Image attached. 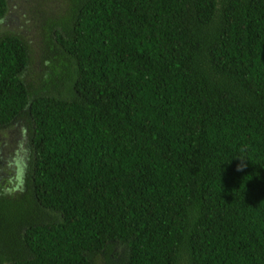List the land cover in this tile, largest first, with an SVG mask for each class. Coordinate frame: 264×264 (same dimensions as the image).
Listing matches in <instances>:
<instances>
[{"label": "trees", "instance_id": "1", "mask_svg": "<svg viewBox=\"0 0 264 264\" xmlns=\"http://www.w3.org/2000/svg\"><path fill=\"white\" fill-rule=\"evenodd\" d=\"M33 8L34 82L0 0V264H264V0Z\"/></svg>", "mask_w": 264, "mask_h": 264}, {"label": "rangeland", "instance_id": "2", "mask_svg": "<svg viewBox=\"0 0 264 264\" xmlns=\"http://www.w3.org/2000/svg\"><path fill=\"white\" fill-rule=\"evenodd\" d=\"M34 6L35 0H6V13L2 20V25L6 30L19 34L31 47L32 55L28 72L30 71L32 75L28 74V76L32 82L36 80L35 76L37 74L35 73H38L39 69L36 64L39 56L37 50L39 48V39L35 38L34 35L35 27L39 25L40 21H36ZM46 9L47 11L51 10L49 4ZM48 17L49 15L42 21H45ZM34 51L35 56L33 57ZM22 123L23 121L19 122L20 126H12L0 132V189L5 193H12L15 189V170L16 165L19 164L16 162H24L22 156L25 155V151L20 135Z\"/></svg>", "mask_w": 264, "mask_h": 264}, {"label": "clouds", "instance_id": "3", "mask_svg": "<svg viewBox=\"0 0 264 264\" xmlns=\"http://www.w3.org/2000/svg\"><path fill=\"white\" fill-rule=\"evenodd\" d=\"M237 170H241V168L240 167H238V169Z\"/></svg>", "mask_w": 264, "mask_h": 264}]
</instances>
